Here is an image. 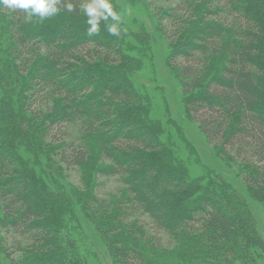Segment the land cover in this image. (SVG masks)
<instances>
[{
    "label": "trees",
    "instance_id": "trees-1",
    "mask_svg": "<svg viewBox=\"0 0 264 264\" xmlns=\"http://www.w3.org/2000/svg\"><path fill=\"white\" fill-rule=\"evenodd\" d=\"M139 1L200 131L255 169L247 197L215 171L178 179L190 180L180 148L134 81L149 37L127 40L119 0V36L103 21L88 36L83 0L28 23L0 7V264H103L99 246L114 264H264V0ZM71 169L82 189L65 182ZM95 176L124 189L100 202Z\"/></svg>",
    "mask_w": 264,
    "mask_h": 264
},
{
    "label": "rangeland",
    "instance_id": "rangeland-1",
    "mask_svg": "<svg viewBox=\"0 0 264 264\" xmlns=\"http://www.w3.org/2000/svg\"><path fill=\"white\" fill-rule=\"evenodd\" d=\"M118 3L132 30L127 40L132 44H137V40L132 34H137L139 28L147 32L146 34L149 37L151 61L146 66L143 64L144 70L134 74V81L140 93L144 96L147 95V100L154 109L153 115L155 116V113L160 114V119L164 124L162 127L170 133L168 139L164 137L163 140L170 143V145L172 143L173 147L180 148L181 157L179 158H182L185 167L189 170L190 180L181 177H178V179L191 183V180H194L195 177L211 174L215 171L221 173L223 179L230 180L236 188L243 191L246 198L247 188L250 187L246 185L249 184L247 180L255 169L242 166V163L227 156L226 152L221 150L219 146L212 144L210 138L207 139L198 128L196 123L198 121L187 111L185 98L183 99V96L179 94L182 79L175 69L170 71L165 65L164 59L167 50L162 46L164 40L158 35L157 19L149 8V3L147 1L140 3L139 0H119ZM134 24L136 25L134 26ZM153 56H155L156 64L153 63ZM69 132L73 133L70 129ZM55 160L58 159L55 158ZM259 165L264 166V164ZM256 172L258 176L259 172ZM64 176V180L68 185H71L74 189H82L83 185L80 183L79 173L76 170H67ZM91 185L93 186L91 192L93 195L95 194L100 202L107 201L124 189L122 180L118 177L95 176L91 181ZM168 203L169 201H165L164 206ZM174 211L177 213L176 209ZM254 212L258 221V231L264 240V203H257ZM152 233L154 234L155 231ZM155 237L160 239L162 245L167 243V236L164 234L158 233ZM99 247L97 252L101 262L103 264H114L107 255L108 252L102 251Z\"/></svg>",
    "mask_w": 264,
    "mask_h": 264
},
{
    "label": "clouds",
    "instance_id": "clouds-1",
    "mask_svg": "<svg viewBox=\"0 0 264 264\" xmlns=\"http://www.w3.org/2000/svg\"><path fill=\"white\" fill-rule=\"evenodd\" d=\"M61 4L67 12H74L77 9V5L72 0H0V7L4 9L23 11L26 14V23L30 22L33 17H38L43 21L56 16L61 10L58 5ZM79 7L87 17L88 36L99 34L102 21L106 23L110 35H120L121 15L113 9L109 0H83ZM109 19L114 23L108 24Z\"/></svg>",
    "mask_w": 264,
    "mask_h": 264
}]
</instances>
